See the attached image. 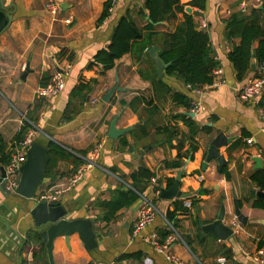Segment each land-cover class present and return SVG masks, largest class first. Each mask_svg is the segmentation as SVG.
<instances>
[{"label": "crops", "instance_id": "crops-1", "mask_svg": "<svg viewBox=\"0 0 264 264\" xmlns=\"http://www.w3.org/2000/svg\"><path fill=\"white\" fill-rule=\"evenodd\" d=\"M3 1L13 15L11 24L0 33V134L8 151H16V136L29 124L30 130L35 129L33 142L44 145L53 140L85 160L97 147L100 153L97 165L88 168L73 185L71 177L86 162L76 170L69 158L56 160L33 199L15 190L6 196L0 191V264H261L257 255L264 248V197L252 190H264L252 181V175L264 169V107L260 105L264 92L251 101L240 97L258 63L255 59L256 68L251 65L246 79H237L228 55L240 38H227L226 21L237 12L249 14L264 0H249L247 12L241 11L240 0H206L205 9L190 6L192 0H180L194 15L198 29L209 33L213 56L221 62L219 68L226 79L225 84L200 95L176 76L167 75L166 69L159 76L150 49L142 55L126 53L109 70L88 67L96 53L109 45L114 28L126 13L142 28L152 23L149 15L140 14L144 0H113L109 16L103 20L109 0ZM48 3L59 4L57 16L46 8ZM183 19L184 13L175 11L156 23V31L172 33ZM258 45L257 40L254 47ZM58 70H63L65 78L63 91L52 97L39 96L38 89ZM81 83L92 89L80 112L64 121L72 90ZM115 85L122 90L105 101L103 97ZM178 92L198 101L200 110L190 115L191 108L176 102ZM116 116L117 129L128 130L113 138L109 132ZM220 133L232 140L220 148L226 162L220 167L213 158L204 166ZM238 139L243 144L231 148ZM142 165L155 176L141 186V195L153 200L163 215L173 211L174 202L180 198L158 197L156 190L172 187L179 172L183 173L179 189L193 201L191 208L184 202L185 210L177 212L174 227L179 236L165 252L154 244L155 240L160 243L159 231L166 229L167 218L162 215L139 234L133 233L141 200L122 208L110 220L98 218L102 212L97 201L110 200L116 190L129 187L130 175ZM224 166L229 177L222 173ZM1 167L5 165L0 166V173ZM170 181L173 185L169 187ZM68 186L50 202L64 206L69 219L95 218L97 246L86 248L79 232L68 238L58 236L51 262L45 244L24 246V242L29 231L41 234L46 228L37 226L32 215L42 195ZM235 200L246 223L236 215ZM222 208L224 224L234 229L226 240L205 233L202 226L217 220ZM223 244L232 248V260L218 253ZM130 253H140L141 260H121ZM168 254L177 260L169 259Z\"/></svg>", "mask_w": 264, "mask_h": 264}, {"label": "trees", "instance_id": "trees-1", "mask_svg": "<svg viewBox=\"0 0 264 264\" xmlns=\"http://www.w3.org/2000/svg\"><path fill=\"white\" fill-rule=\"evenodd\" d=\"M190 6L205 9L206 0H192ZM113 6V0L105 4L101 20L108 17L110 9ZM147 11V12H146ZM175 11L183 12L184 19L178 24L176 30L172 33L156 31V23L170 18ZM142 16L149 15L152 23L145 28L136 24L131 15L126 13L118 22L113 30L110 43L106 48L99 50L88 67L102 66L104 70L112 69L116 60L126 53L132 52L134 55H142L152 45H157L158 56L167 65V75H174L187 85L197 88L201 85L211 83L214 79V70L221 67V62L213 56L211 38L207 31L198 29L194 15L186 11L185 5L180 0H144L143 7L140 9ZM226 36L228 39L240 38V43L235 45L230 51L228 57L233 64L236 76L239 81H243L251 71L252 60L255 58L258 65L264 61V3L262 6L253 8L249 14L234 13L226 21ZM259 41V45L254 47V43ZM162 81V80H159ZM92 89L89 84L81 83L77 85L71 93L62 120H71L80 112L87 98L88 92ZM175 100L178 104L190 109L192 99L182 93H175ZM138 98L134 100L137 101ZM133 102V104H134ZM260 105L264 107V96ZM191 125H193L190 122ZM31 126L25 124L16 136V141L24 139ZM243 144L241 139L235 141L231 148L239 147ZM47 149V161L44 177L49 176L52 168L58 159L71 158L76 166V170L86 160L81 156H75L66 152L60 145L53 140L44 143ZM86 156L85 152H81ZM13 151H8L7 143L0 134V166L11 162ZM222 173L229 177L227 166L222 168ZM155 174L145 165L140 166L130 175V186L122 187L115 191L110 200L97 201L96 206L101 208V220H110L116 217V213L125 207H132L141 200V186L152 180ZM252 181L264 190V169L257 170L252 175ZM169 187L173 182H169ZM203 192V191H202ZM206 192V191H204ZM188 198L177 199L175 209L167 210L164 216L167 220L176 226L177 212L185 210L183 203ZM193 202V201H192ZM195 202V201H194ZM264 205V202H263ZM172 233L168 224L165 230L159 231L161 244L165 243L168 236ZM42 236L38 231H29L24 246L30 244H40ZM218 253L229 260L233 258L231 247L223 244ZM37 251L34 253V256ZM134 259L141 260L140 253L124 254L121 260ZM230 264H241L239 262H230Z\"/></svg>", "mask_w": 264, "mask_h": 264}, {"label": "water", "instance_id": "water-1", "mask_svg": "<svg viewBox=\"0 0 264 264\" xmlns=\"http://www.w3.org/2000/svg\"><path fill=\"white\" fill-rule=\"evenodd\" d=\"M191 8L188 7V11L191 12ZM149 18V17H148ZM13 15L11 11H8L7 7L4 4V1L1 0L0 3V33L6 29L12 22ZM150 54L153 57L159 76H162L164 69L167 66L157 53V46L154 45L150 48ZM252 66L256 68V60L253 58ZM122 90V87L119 85L113 86L108 93L103 97L105 101H108L109 98L114 94L115 91ZM194 115V113H189ZM118 117L116 116L110 126L109 136L113 138H118L120 135L125 133L128 129H117ZM232 140L231 138L226 137L223 133H220L213 141L207 159L204 163L206 166L209 161L213 158H216L221 167L226 161L224 160L223 155L220 153V148L224 145H227ZM47 161V149L44 145L39 142H33L30 148L27 151V160L21 167V177L18 181V185L15 188V192L28 198L33 199L38 186L46 181L44 178L45 166ZM255 161L259 164L260 159L257 158ZM182 172H179L178 177L174 185L170 188L162 189V197L166 199L176 198H187L188 194L180 191V180L182 177ZM6 171L5 167H1L0 173V191L6 196L12 193V190L7 186ZM252 192L260 197H264V191L261 190H252ZM236 205V215L242 223H246V218L241 214L238 201L235 200ZM139 206V205H138ZM32 215L35 219V224L39 227L46 226V228L41 232L43 237L42 243L45 244L48 248L49 256L51 262H53L52 250L54 246V240L58 236H66L67 238L74 232H79L82 237L86 248L92 249L97 246L96 235L93 231V221L92 219H69V213L67 209L58 203H53L49 201H39L35 207L32 209ZM224 218V208L221 209L219 217L217 220L212 223L204 224L202 223L203 230L205 233H210L213 236L219 238L220 240H226L231 235L234 234V229L227 226L223 222Z\"/></svg>", "mask_w": 264, "mask_h": 264}, {"label": "built area", "instance_id": "built-area-1", "mask_svg": "<svg viewBox=\"0 0 264 264\" xmlns=\"http://www.w3.org/2000/svg\"><path fill=\"white\" fill-rule=\"evenodd\" d=\"M249 5V0H240V9L242 12H247ZM46 8L54 15L57 16L60 6L56 3H48ZM226 79L224 78V73L221 68H217L214 70V79L211 83H207L204 85H201L197 88H193L190 85L188 87L197 95L202 94L205 90L210 89L211 87L220 86L225 84ZM65 87V78L63 74V70H58L50 79V81L40 87L38 89V94L41 97H52L58 95L60 92L63 91ZM264 92V61L260 63L254 73V75L247 80L245 85L240 91V97L244 101H251L254 100L256 97L261 95ZM199 102L196 100H192V106L190 111L193 113H196L200 110ZM35 134V129L29 130L26 137L19 141L18 148L13 153L12 160L9 164L5 165V171H6V180H7V186L12 191L15 190V188L18 185V181L21 176V167L27 160V151L30 148V146L33 143ZM100 153V147H97L92 152V155L86 160V163L82 165L77 172L71 177L70 185H73L80 181L85 173V171L88 168H91L95 165H97V159ZM68 187L57 189L52 192H47L42 195L41 201H56L58 199V194L62 193L64 190L68 189ZM161 187H159L156 190V195L159 197L162 193ZM186 207L191 208L192 207V201L190 199L185 200ZM158 215H162L164 219L166 218L158 209L156 204L153 202V200L148 199L146 196L141 195V203L140 208L138 212V216L134 225L133 233L139 234L143 229H145L147 226L151 225L156 217ZM166 222L168 224L169 229L172 231V233L168 236L165 243L160 244L156 240L154 241V244L161 252H165V250L168 249L169 245L174 241L176 238H178L177 230L175 229L174 225L170 223L167 219ZM168 258L171 260H177L174 255H169ZM257 261L261 264H264V248L260 249L258 251L257 255Z\"/></svg>", "mask_w": 264, "mask_h": 264}]
</instances>
